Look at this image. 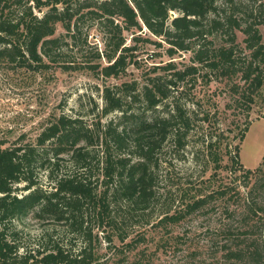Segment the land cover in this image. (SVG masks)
Masks as SVG:
<instances>
[{"label":"trees","instance_id":"obj_1","mask_svg":"<svg viewBox=\"0 0 264 264\" xmlns=\"http://www.w3.org/2000/svg\"><path fill=\"white\" fill-rule=\"evenodd\" d=\"M226 7L232 12L227 13ZM239 9L234 0H0V62L35 71L52 67L116 78L129 64H136L135 48L124 46L123 31H140L144 26L152 35L162 37L172 56L176 51H191L199 39L226 28L231 45L214 48L210 57L198 45L193 61L199 66L206 62L211 71L230 75L239 71L232 60L235 29L247 35L253 61L264 56L258 29L252 25L241 28L234 17ZM171 12L178 16L170 19ZM262 13L258 23L264 26ZM86 16L103 34V50L95 48L89 52L91 59L76 61L68 58L65 50L86 42L80 28ZM58 25L65 32L55 36ZM253 61L240 71L252 88L250 94L264 85V67ZM199 66L177 70L172 77L185 81ZM165 68L173 69L172 65ZM169 84L172 81L162 84L158 76L143 85L132 81L106 86L102 107L90 123L79 116L60 114L48 119L34 139L23 134L10 145L0 141V264H92L100 242L111 247L115 246L113 239L136 248L134 240L125 242L130 235L127 228L132 226L126 225L127 217L131 211L142 216L151 202L157 201L158 156L165 147L182 152L193 130V111L176 102L167 103ZM250 97L247 93L245 98L251 101ZM137 103L140 109H133ZM113 113L119 115L107 119ZM201 120L208 123L207 115ZM246 130L238 137L236 155L229 159L246 181L254 180L249 188L253 189L264 175V154L253 170L241 165L238 144ZM202 135L206 156L219 169L221 157L212 148H217L220 140L208 131ZM64 157L69 169L62 164ZM248 196L245 216L255 212ZM204 202L202 198L193 200L186 205V214ZM169 210L160 212L156 225L174 224L182 218L180 212L170 214ZM24 218L59 225L67 240L53 229L40 230L33 244L25 245L18 224ZM263 251L258 245L251 252L240 249L233 254L247 264H258Z\"/></svg>","mask_w":264,"mask_h":264},{"label":"rangeland","instance_id":"obj_2","mask_svg":"<svg viewBox=\"0 0 264 264\" xmlns=\"http://www.w3.org/2000/svg\"><path fill=\"white\" fill-rule=\"evenodd\" d=\"M234 2L240 6L234 17L241 28L252 25L258 29L264 45V26L258 23L264 11V0ZM226 12L231 13L232 8L226 7ZM176 16L177 13H170V19ZM82 22L81 39L86 37V42L80 41L78 48L65 50L68 58L76 61L91 59L89 52L95 48L103 50L104 36L96 24L88 16ZM56 28L55 36L64 34L60 25ZM131 31H123L122 35L124 46L135 48L132 55L136 64H129L116 78H104L86 71L62 72L52 67L28 70L1 61L0 141L10 145L23 134L27 139H34L55 115L79 116L90 123L102 107L101 95L106 86L132 81L143 85L150 77L158 76L162 84L172 81L168 86L167 103L176 102L194 113L188 144L179 154L175 149L165 147L158 156L157 201L151 202L145 214L139 217L130 208L127 210L131 212L126 225L132 226L127 228L130 235L125 242L134 240L136 248L130 249L116 239H113L115 246L111 247L100 242L92 264H247L245 260L235 258L233 253L240 249L251 252L258 245L264 249V175L261 174L256 186L249 189L254 180L246 181L229 159L236 155L234 147L245 128L244 138L238 144V161L245 169L253 170L259 166L264 154V85L250 94L252 88H248V82L240 72L253 61L247 49V35L234 30L232 60L239 71L225 75L208 69L206 62L202 66L196 64L193 52L201 45L210 57L214 48H228L231 44L226 28L199 39L191 51H176L172 56L162 37L152 35L144 26L140 31ZM134 37L140 40L136 41ZM147 39L149 42H145ZM253 63L264 67V56ZM168 65L173 69L165 68ZM190 65L199 66L195 74L182 82L173 79L175 71ZM247 93L251 101L246 100ZM139 107L137 103L133 109ZM118 115L113 113L107 119H115ZM206 115L208 123L202 124L201 119ZM105 121L103 119L102 123ZM207 131L220 140L217 148H212L220 154L219 169H215L202 146L201 137ZM67 160L62 158V164L68 167ZM41 176L46 187L44 173ZM247 194L255 212L245 216ZM200 198L205 200L202 206L186 214V205ZM166 208L170 209V214L180 212L182 218L174 224L156 225L160 212ZM18 224L23 230L25 245L33 244L40 230L53 229L67 240L59 225L36 222L31 218H24ZM262 257L258 264H264V251Z\"/></svg>","mask_w":264,"mask_h":264}]
</instances>
